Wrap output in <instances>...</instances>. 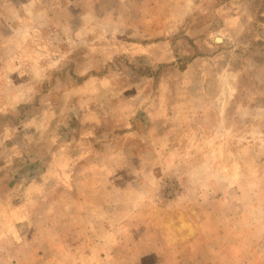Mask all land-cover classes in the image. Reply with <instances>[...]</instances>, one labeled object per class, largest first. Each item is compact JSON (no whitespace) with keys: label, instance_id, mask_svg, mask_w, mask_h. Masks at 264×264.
I'll return each instance as SVG.
<instances>
[{"label":"rangeland","instance_id":"rangeland-1","mask_svg":"<svg viewBox=\"0 0 264 264\" xmlns=\"http://www.w3.org/2000/svg\"><path fill=\"white\" fill-rule=\"evenodd\" d=\"M0 264H264V0H0Z\"/></svg>","mask_w":264,"mask_h":264}]
</instances>
